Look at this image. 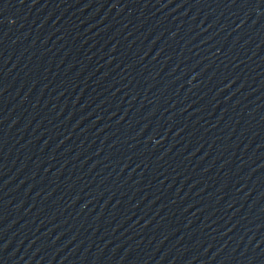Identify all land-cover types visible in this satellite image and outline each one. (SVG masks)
<instances>
[{
  "label": "water",
  "instance_id": "95a60500",
  "mask_svg": "<svg viewBox=\"0 0 264 264\" xmlns=\"http://www.w3.org/2000/svg\"><path fill=\"white\" fill-rule=\"evenodd\" d=\"M0 264H264V0H0Z\"/></svg>",
  "mask_w": 264,
  "mask_h": 264
}]
</instances>
